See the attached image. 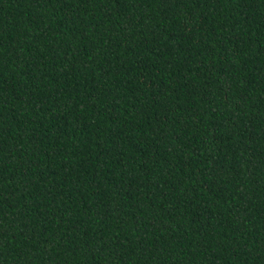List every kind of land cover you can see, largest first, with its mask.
I'll return each mask as SVG.
<instances>
[{
	"label": "trees",
	"instance_id": "trees-1",
	"mask_svg": "<svg viewBox=\"0 0 264 264\" xmlns=\"http://www.w3.org/2000/svg\"><path fill=\"white\" fill-rule=\"evenodd\" d=\"M0 264H264V0H0Z\"/></svg>",
	"mask_w": 264,
	"mask_h": 264
}]
</instances>
